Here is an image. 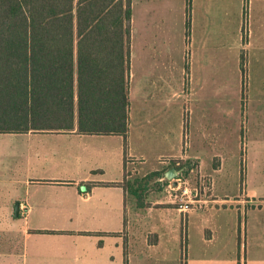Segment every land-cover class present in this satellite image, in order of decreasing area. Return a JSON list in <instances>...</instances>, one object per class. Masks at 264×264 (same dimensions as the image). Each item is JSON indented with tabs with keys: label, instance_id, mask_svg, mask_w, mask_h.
Returning a JSON list of instances; mask_svg holds the SVG:
<instances>
[{
	"label": "crops",
	"instance_id": "obj_1",
	"mask_svg": "<svg viewBox=\"0 0 264 264\" xmlns=\"http://www.w3.org/2000/svg\"><path fill=\"white\" fill-rule=\"evenodd\" d=\"M133 25L141 31L145 48L134 54V59L147 66L137 69L134 98L130 75V100L131 105L133 100L136 102V112L132 128L130 106L127 146L119 135H82L76 130L44 133L66 138L43 141L42 145L54 146L52 150L42 152L47 147L44 146L30 156L38 164V176L12 178L6 183L11 195L3 199L4 209L0 212V264H16V225L25 243L22 264H125L126 260L128 264H174L180 239L182 251H188V228L182 218L178 219L179 215L187 214L174 206L161 207L163 203L159 207L154 203L146 209L135 204L132 212L135 199L122 187L130 164L138 163L141 169L151 172L174 161L194 159L186 153L189 124L185 116L174 130L172 116L166 111L170 100L165 102L164 97L157 98L154 92L175 86L170 81L159 84L155 80L157 71L151 67L161 59L166 60L168 52L164 48L148 50L146 43L161 37L165 41L173 36L175 26L184 27L188 41H199L194 88L203 94L199 101L203 112L200 131L207 145L212 138L209 130L223 127V89L228 85L225 78L236 87L242 88L245 83L244 53L241 60L234 54L235 66L227 74L223 42H235L225 45L227 50L231 45L242 49L253 46L255 38H264V0H132V32ZM238 62L243 65L241 70ZM195 66L185 71L190 81L194 80ZM261 80L259 88H264V76ZM190 87L191 84L187 89ZM150 90L154 91L149 93ZM150 105L156 107L153 114L144 110ZM33 134L37 133L23 135L30 138ZM29 144L38 145L35 140H29ZM212 197L203 201L209 202V206L220 202L214 194ZM16 202L20 203L18 217ZM218 231L216 227L212 235L209 229L205 230L209 243L217 239ZM182 257L181 264H186ZM219 259L222 264L221 256Z\"/></svg>",
	"mask_w": 264,
	"mask_h": 264
},
{
	"label": "rangeland",
	"instance_id": "obj_2",
	"mask_svg": "<svg viewBox=\"0 0 264 264\" xmlns=\"http://www.w3.org/2000/svg\"><path fill=\"white\" fill-rule=\"evenodd\" d=\"M174 29L173 36H169L165 41L161 37L160 40H151L146 43L148 50L165 49L168 52L169 57L166 60L161 59L151 67L157 71L158 77L155 80L159 81V84L170 81L175 86L172 89L150 90L149 93L154 91L157 98L164 97L165 102L170 100L166 111L172 116L171 123L174 130L178 128L185 116V121L189 124V131L187 130L189 134H186L185 139L186 153L194 158L182 162L181 165L184 168L178 169L181 171L177 177L180 179L181 186L178 193L181 195L183 190L188 189L190 195L186 196L185 200L192 199L193 202L190 204L191 212H182L187 215L178 216V219L182 218L183 224L188 228L187 246H189L188 251L186 249L182 251V242L181 239L179 240V246L175 251L178 259L180 257V262L177 259L174 264H181L182 255V261L184 259L186 264H220V256L222 264H264V88H259V85L263 84L261 79L264 76V38H255L253 46L242 49L231 45L227 50L225 45L235 42H223L224 64L228 71V73L224 72V75L230 74L232 65L235 66L234 54H237L238 59L241 60V55L244 53L247 64V69L244 66L242 70L245 83L242 88L236 87L230 79L225 78L224 83L228 85L223 89V127L221 130L212 127L209 130L212 138H209L205 145L200 131L203 112L199 101L203 94L200 95V90L194 88L197 84L195 77L198 71L199 41H188L183 26L181 28L175 26ZM143 49L145 48L141 43V31H138L137 27L134 29L133 25L132 98L136 91L137 69L147 66L135 60L134 54ZM257 54L260 55L257 56ZM193 65H196L192 72L194 80L190 81L189 74L185 71ZM237 66L240 69L243 65L238 62ZM258 76L262 78H257ZM226 81L229 82L226 83ZM190 84L191 91L190 88L187 89ZM173 92L176 93L174 96ZM131 109L132 128H134L136 112L134 100ZM155 109L156 107L150 105L144 110L146 113L153 114ZM63 138L66 137L44 133L33 134L30 138L27 135H0V212L4 209L5 200L3 199L11 195L6 188V183L12 178L24 179L38 176L36 169L38 164L33 163L30 156L44 146L47 147L41 149L42 152L52 150L54 146L42 145L43 141H59ZM29 140H35L38 145L30 146ZM30 149L32 152L29 151ZM218 166H221V169ZM172 168H176L173 163L158 171L162 173L160 180L167 182L166 185L159 186L153 182L149 184L145 196L151 206L157 203L155 206L159 207V203H163L161 207L174 206L179 209V205L173 204L171 200V193H174L169 189L170 181L163 180L165 173ZM152 172L154 171L141 169L138 163L130 164L128 168L131 181ZM213 194L220 202L209 206L210 203L203 200L214 198ZM135 204L134 201L132 212H135ZM9 210L13 211V207L10 206ZM135 214H132V218ZM216 227L220 230L217 239L209 243L207 239L210 238H206L205 230L209 229L214 235ZM24 245V238L17 233L16 225V264H22L21 254Z\"/></svg>",
	"mask_w": 264,
	"mask_h": 264
},
{
	"label": "trees",
	"instance_id": "obj_3",
	"mask_svg": "<svg viewBox=\"0 0 264 264\" xmlns=\"http://www.w3.org/2000/svg\"><path fill=\"white\" fill-rule=\"evenodd\" d=\"M131 39L132 0H0V134L76 130L127 146ZM127 176L139 209L152 207L151 182L167 183Z\"/></svg>",
	"mask_w": 264,
	"mask_h": 264
},
{
	"label": "built area",
	"instance_id": "obj_4",
	"mask_svg": "<svg viewBox=\"0 0 264 264\" xmlns=\"http://www.w3.org/2000/svg\"><path fill=\"white\" fill-rule=\"evenodd\" d=\"M178 165H179V163H178ZM169 189L174 193V194L171 193L172 203L178 204L180 211L189 212L192 210V207H190V204L193 202V200L192 199L190 201L185 200V197L190 195V193L188 192V189L183 190L181 195H179V193H178L181 189L180 179L176 178L174 180H171L170 184H169Z\"/></svg>",
	"mask_w": 264,
	"mask_h": 264
},
{
	"label": "water",
	"instance_id": "obj_5",
	"mask_svg": "<svg viewBox=\"0 0 264 264\" xmlns=\"http://www.w3.org/2000/svg\"><path fill=\"white\" fill-rule=\"evenodd\" d=\"M180 173H181L180 170L176 168H172L165 173L163 180H169V181L174 180L180 175ZM19 210H20V203L16 202V205H15V216L16 217H18L19 215Z\"/></svg>",
	"mask_w": 264,
	"mask_h": 264
}]
</instances>
